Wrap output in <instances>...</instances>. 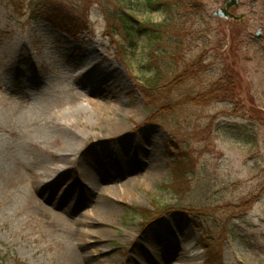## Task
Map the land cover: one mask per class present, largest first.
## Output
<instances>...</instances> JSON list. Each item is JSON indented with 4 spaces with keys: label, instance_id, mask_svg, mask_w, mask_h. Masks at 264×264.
I'll list each match as a JSON object with an SVG mask.
<instances>
[{
    "label": "rangeland",
    "instance_id": "rangeland-1",
    "mask_svg": "<svg viewBox=\"0 0 264 264\" xmlns=\"http://www.w3.org/2000/svg\"><path fill=\"white\" fill-rule=\"evenodd\" d=\"M46 1L85 32L73 41L0 0L15 89L0 106V175L15 182H0V264H70L67 234L94 264H264V0L176 4L158 44L134 33L130 49L99 0ZM154 62L166 79L184 73L172 109L147 106ZM222 82L227 94L192 100Z\"/></svg>",
    "mask_w": 264,
    "mask_h": 264
},
{
    "label": "trees",
    "instance_id": "trees-1",
    "mask_svg": "<svg viewBox=\"0 0 264 264\" xmlns=\"http://www.w3.org/2000/svg\"><path fill=\"white\" fill-rule=\"evenodd\" d=\"M41 1V3H39ZM37 3V7L42 8V11L35 10V3L31 0L27 5L20 2L19 7H17V0H12V5L14 9L22 10L26 9V12L22 14L24 16L27 14L30 16L31 20L40 19L46 24L56 28L57 30L64 33L71 40H75L79 35L83 34L86 30L85 22L75 19L72 20L69 16L64 14V10L55 9L54 7L47 6L46 0H40ZM133 0H99L96 3L100 12L104 16V21L106 23V32L110 37H117L121 44V48L125 47L126 49L133 48L134 39L133 34L143 35L148 43L158 44L160 41L159 35L166 28V23L169 22L171 15V8L175 7L176 4H183L187 9L196 8L200 0H143L140 2L138 0L135 3ZM143 10L147 13H152L160 11L164 15V19L160 23H137L134 18V13ZM59 13H58V12ZM39 14V15H38ZM27 16V17H28ZM165 27V28H164ZM164 28V29H163ZM119 42V41H117ZM154 59V58H153ZM153 65V75L148 78L147 82L144 83L142 91L146 97L147 106L150 108L151 112H155L156 104L159 103V106L165 105L168 109H172L174 104H172L168 93L174 90L181 83V77L184 75H178L177 77H172L170 79L164 78L159 71V67L154 62ZM193 65L190 69H194ZM218 89L211 90L208 95L197 96L195 99H192L197 102H204L205 98L215 97L218 91V95L228 93V85L226 82H222L220 86H217ZM164 107V106H163ZM162 109H160L161 111ZM171 111V110H169ZM151 120V119H150ZM149 121V120H148ZM175 170V169H174ZM162 212L170 211L169 206L159 209ZM182 212L183 209H177ZM140 216L147 225L154 221V215L146 216L145 213H140Z\"/></svg>",
    "mask_w": 264,
    "mask_h": 264
},
{
    "label": "bare ground",
    "instance_id": "bare-ground-1",
    "mask_svg": "<svg viewBox=\"0 0 264 264\" xmlns=\"http://www.w3.org/2000/svg\"><path fill=\"white\" fill-rule=\"evenodd\" d=\"M13 72L14 71H12V69L9 66L5 65L4 63H2V61H0V106L2 103L5 102V100L8 99L7 96L8 95L10 96V94L15 91L14 88L7 86L3 80L4 75L10 76V75H13ZM3 86H4V90L2 89ZM2 92H4V93L2 94ZM94 107L96 109L101 110V112L104 109L105 110L108 109L105 105H99V103H97ZM0 109H1V107H0ZM153 164H154V162L151 161L148 169H151ZM151 177H152V170H149L144 174V178H142L143 184L149 182L152 179ZM2 180H4L6 183H11V182L15 183L14 181H12L13 179H11V177H9V175H7V176L6 175H0V182ZM21 180H22V178H21ZM18 182H20V180H18L16 183H18ZM95 187H97V185ZM114 188L115 187L106 188L103 190V193H106L108 191H113ZM88 234H90V233H88ZM65 239H66L65 242L67 244V255H66L67 257L66 258L70 264H94L93 260H88V259H90L89 252H85L83 250V248L85 247L83 241H80L79 239L74 238L73 236L68 235V234L65 235ZM182 259L184 261V264H196L195 259L194 258L190 259L189 256H183ZM152 263L153 264H160L161 262L159 260L155 259V261Z\"/></svg>",
    "mask_w": 264,
    "mask_h": 264
}]
</instances>
